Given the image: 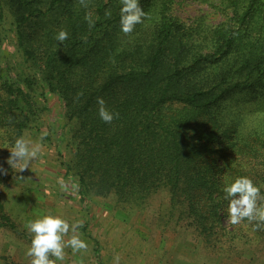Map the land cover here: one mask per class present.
<instances>
[{"label":"trees","instance_id":"obj_1","mask_svg":"<svg viewBox=\"0 0 264 264\" xmlns=\"http://www.w3.org/2000/svg\"><path fill=\"white\" fill-rule=\"evenodd\" d=\"M139 2L147 16L124 34L122 0H0V61L19 68L3 79L6 105L18 110L19 131L50 110L57 143L71 148L58 155L81 203L113 195L121 208H142L160 195V220L188 223L203 248L221 250L239 236L222 225L225 184L248 176L264 193V165L254 176L244 171L228 129L243 122L249 100L264 104V2L220 0L224 19L188 25L170 12L173 0ZM61 29L68 38L58 42ZM98 98L119 114L111 123Z\"/></svg>","mask_w":264,"mask_h":264},{"label":"rangeland","instance_id":"obj_2","mask_svg":"<svg viewBox=\"0 0 264 264\" xmlns=\"http://www.w3.org/2000/svg\"><path fill=\"white\" fill-rule=\"evenodd\" d=\"M219 1L173 0L170 12L186 25L189 22L215 23L226 16L218 8ZM223 2L225 4L226 0ZM226 12L232 11L227 8ZM230 22L237 25L234 20ZM4 49L13 51L12 47ZM16 67L12 58L0 61V165L6 170L0 174V264H31L32 258L26 251L33 234L28 231L27 222L49 213L68 221L70 230L64 236L65 242L72 235H79L88 243L86 250L75 253L66 247L65 260L57 264H80L81 261L83 264H112L114 255H119L120 264H264V221L249 222L244 218L240 224L233 225L229 216L223 214L222 225L227 229L234 226L239 236L219 250L218 245L203 248V242L188 223L160 220L159 212L154 209L165 200L160 195H154L142 208L138 205L121 208L113 195L100 196L96 202L86 198V202L81 203L77 179L71 173H64L65 167L58 155L61 151L63 156L69 157L71 148L66 141L57 143L49 127L50 110L37 112L31 124L21 131L15 125L20 119L19 112L6 105L3 79L13 81ZM48 100L51 112H57L56 98L48 93ZM243 100L244 96L238 97L239 102ZM249 101L240 110L243 122L228 124V129L238 138L237 147L241 149L238 159L242 160L244 171L254 176L264 165V104L256 98ZM38 104L43 105L40 101ZM22 105L26 109L25 104ZM20 135L38 140L42 147L29 168L17 172L6 160L10 155L7 148ZM231 137L225 135L227 139ZM18 176L24 178L23 181ZM77 220L83 223L73 231L72 225ZM256 224L259 227H253Z\"/></svg>","mask_w":264,"mask_h":264},{"label":"clouds","instance_id":"obj_3","mask_svg":"<svg viewBox=\"0 0 264 264\" xmlns=\"http://www.w3.org/2000/svg\"><path fill=\"white\" fill-rule=\"evenodd\" d=\"M84 7H87L86 0H80ZM120 31L124 34L132 33L135 26L143 22L147 13L142 9L139 0H122L120 9ZM106 16H111L110 10H105ZM84 19L91 25L94 23L92 13L87 12ZM68 38L66 29H61L54 35V39L63 42ZM98 114L100 118L111 123L118 117V113L110 111L105 107L103 98H98ZM41 143L38 140L20 135L7 148L10 155L6 163L10 168H15L17 172L29 168L30 164L38 157L41 151ZM5 169L0 165V174L5 173ZM23 181L24 178L18 176ZM62 183V181H60ZM224 198L229 201L227 212L229 220L233 225L240 224L244 218L251 221H264V193L261 187L254 183L248 176H239L227 182L223 188ZM260 202V203H258ZM83 221L77 220L72 225V230H76L77 225ZM253 227H259V224ZM27 228L32 233L30 246L26 255L31 257V264H57V261L65 260V248L70 247L72 251L79 252L88 248L86 240L79 235H72L66 242L64 236L69 232L70 225L66 219L59 215L44 214L27 222ZM55 257V259H51ZM83 264V261L80 262ZM112 264H120L119 255H114Z\"/></svg>","mask_w":264,"mask_h":264}]
</instances>
